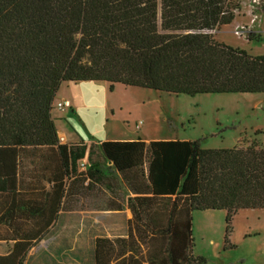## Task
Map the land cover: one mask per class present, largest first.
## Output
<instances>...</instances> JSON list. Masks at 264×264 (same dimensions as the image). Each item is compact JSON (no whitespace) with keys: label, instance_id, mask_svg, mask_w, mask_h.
<instances>
[{"label":"trees","instance_id":"16d2710c","mask_svg":"<svg viewBox=\"0 0 264 264\" xmlns=\"http://www.w3.org/2000/svg\"><path fill=\"white\" fill-rule=\"evenodd\" d=\"M253 0H0V193L21 152L58 148L64 167L85 147L61 145L52 111L63 84L106 82L174 95L264 94V56L217 42ZM251 40V37L248 38ZM134 190L150 194L128 240L98 239L96 264H206L194 256L193 213L264 209V147L204 149L198 140L103 141ZM228 238H226V243ZM19 241L0 264H24Z\"/></svg>","mask_w":264,"mask_h":264},{"label":"rangeland","instance_id":"374dc122","mask_svg":"<svg viewBox=\"0 0 264 264\" xmlns=\"http://www.w3.org/2000/svg\"><path fill=\"white\" fill-rule=\"evenodd\" d=\"M210 33L217 42L263 57L264 0L247 1L231 25ZM66 101L69 107L58 106ZM52 117L58 128L88 141L198 140L204 149L264 145V94L188 96L119 84L111 91L106 82L67 83L57 92ZM227 228L225 210L195 212L194 256L205 257L206 264H264V209L240 210L229 233Z\"/></svg>","mask_w":264,"mask_h":264},{"label":"crops","instance_id":"0c3cea01","mask_svg":"<svg viewBox=\"0 0 264 264\" xmlns=\"http://www.w3.org/2000/svg\"><path fill=\"white\" fill-rule=\"evenodd\" d=\"M57 129L61 145L86 148L83 157L67 170L57 147L21 152L16 183L0 193V257L17 242L32 241L24 264H96V240H128L134 212L152 195L136 193L147 187L119 173L105 177L103 167L92 168L112 166L100 150L103 141Z\"/></svg>","mask_w":264,"mask_h":264},{"label":"built area","instance_id":"2783aa9c","mask_svg":"<svg viewBox=\"0 0 264 264\" xmlns=\"http://www.w3.org/2000/svg\"><path fill=\"white\" fill-rule=\"evenodd\" d=\"M236 34L239 35V36H241V35H240V34H241L240 32H237ZM58 106H59L60 108L63 109V108H67V107H69L70 104H69V102L67 101V102H63L62 104H59Z\"/></svg>","mask_w":264,"mask_h":264}]
</instances>
